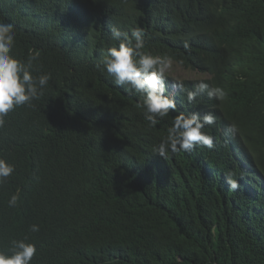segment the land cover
Masks as SVG:
<instances>
[{
	"label": "trees",
	"instance_id": "trees-1",
	"mask_svg": "<svg viewBox=\"0 0 264 264\" xmlns=\"http://www.w3.org/2000/svg\"><path fill=\"white\" fill-rule=\"evenodd\" d=\"M0 20L15 27L13 54L38 52L33 75L51 74L0 128L15 166L0 185V251L27 237L31 264H264V0H0ZM113 27L207 75L185 89L204 80L226 99L189 104L167 74L177 111L151 127L142 98L101 71ZM179 112L216 115L215 147L154 154Z\"/></svg>",
	"mask_w": 264,
	"mask_h": 264
},
{
	"label": "clouds",
	"instance_id": "clouds-1",
	"mask_svg": "<svg viewBox=\"0 0 264 264\" xmlns=\"http://www.w3.org/2000/svg\"><path fill=\"white\" fill-rule=\"evenodd\" d=\"M141 29H134L129 36L128 32H121L119 28H111L113 41H119L118 47H109L101 60L103 67L112 78L113 84L135 93L142 98L141 106L145 110V119L155 128L159 120L169 116L170 112L177 111L176 99L167 94V74L173 69L174 60L164 55H153L144 51L145 39ZM16 45V32L12 23L0 20V128L5 126L8 114L21 106H32L38 100L51 79L50 73H41L34 66L39 59V53L29 51L27 62L13 54ZM187 47V45H185ZM174 87L186 92L187 102L193 104L201 93H207L209 99L223 102L227 92L220 86H210L204 80L194 85V90L185 89L182 81H174ZM217 117L211 112L201 115L197 112H179L167 130V135L153 153L165 159L169 152H192L198 146L212 149L215 147L214 137L205 131L206 126L215 125ZM229 135L235 136L238 128L229 123L226 129ZM15 166L5 158L0 157V185L12 176ZM225 183L230 190L240 187L239 180L234 173L225 174ZM19 191L11 195L8 207L14 208L19 201ZM31 232H39V225L33 224ZM10 253L0 251V264H31L37 256L36 244L27 242V237L12 240Z\"/></svg>",
	"mask_w": 264,
	"mask_h": 264
},
{
	"label": "rangeland",
	"instance_id": "rangeland-1",
	"mask_svg": "<svg viewBox=\"0 0 264 264\" xmlns=\"http://www.w3.org/2000/svg\"><path fill=\"white\" fill-rule=\"evenodd\" d=\"M168 74L178 81L182 80V78L183 79H189V78L194 79V78H204L207 76L200 72L187 70L175 62H174L173 69L170 70Z\"/></svg>",
	"mask_w": 264,
	"mask_h": 264
}]
</instances>
